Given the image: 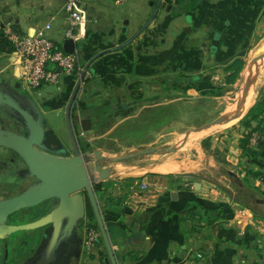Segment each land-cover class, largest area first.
I'll list each match as a JSON object with an SVG mask.
<instances>
[{"label": "crops", "instance_id": "0c3cea01", "mask_svg": "<svg viewBox=\"0 0 264 264\" xmlns=\"http://www.w3.org/2000/svg\"><path fill=\"white\" fill-rule=\"evenodd\" d=\"M66 1L0 0V31L11 44L7 31L32 34L50 23L48 37L63 50L68 28ZM80 1L86 21L82 38L73 43L80 70L67 75L56 69L58 80L44 89V103L32 100L40 106L43 117L62 110L64 117L68 101L63 107V96L69 93V100L81 70L95 55L108 51L91 61L72 106L78 124L83 119L91 123L85 132L77 125L78 135L87 142L112 134L129 120H134L133 125L154 124L155 103L142 101L143 87L155 85L160 75L173 72L189 78L190 92V83L199 84L210 70L216 71L215 67L225 71L264 37V0H160L150 24L118 49L148 22L157 0H125L120 4L115 0ZM252 57L250 51L247 61ZM242 76L246 77V68ZM0 79L19 83L11 53L0 51ZM262 80L264 73L260 84ZM261 101L264 86L251 108ZM229 103L223 108L230 107ZM256 111L257 118L247 113L242 123L210 141L209 151H202L194 162V173L204 176L199 180L189 182L185 177L145 171L125 181L113 167V174L96 186L100 189L96 197L117 264H264V236L250 227L233 226L229 209L242 208L230 193L231 186L237 185L240 193L250 192L246 197L255 202L254 214L264 219V152L256 158L240 146L246 138L250 149L261 151L257 126L264 125V115ZM158 120V127L149 130L151 134L159 130ZM255 134L258 139L252 145ZM216 169L230 179L223 185L226 192L211 179ZM141 183L147 185L146 191L139 189ZM192 201L202 202L206 211L188 206ZM221 207H227L224 221L207 211ZM80 233L83 238L82 229ZM106 257L101 240L85 264H104Z\"/></svg>", "mask_w": 264, "mask_h": 264}, {"label": "water", "instance_id": "95a60500", "mask_svg": "<svg viewBox=\"0 0 264 264\" xmlns=\"http://www.w3.org/2000/svg\"><path fill=\"white\" fill-rule=\"evenodd\" d=\"M160 0L148 22L118 49L130 43L135 36L143 31L157 13ZM63 50L72 53L73 41L66 39ZM95 55L81 70L65 109V120L73 155L60 143L52 130L45 131L46 120L36 103L28 96L19 92V83H10L0 79V108L6 107L22 120L25 136L0 129V147L15 152L26 170L20 173L22 178H34L35 183L17 195L0 200V240L19 231H30L45 227L44 239L36 253L26 264H71L80 254L81 239L78 227L85 220L86 205L93 213L101 240L107 252L104 264H117L108 231L98 205L95 187L106 181L114 172L113 167L104 166L108 162L116 164L150 153L168 154L176 152L191 134L204 132L232 121L245 105L250 91L256 95V84L264 66V37L255 48V55L249 64L247 80L241 87V96L236 110L231 115H220L216 120L187 131L177 144L169 149L159 150L155 147L132 151L119 157H106L99 150L91 154L82 152L76 145L74 128L71 123L72 106L78 88L84 78L91 61L103 53ZM234 98V97H233ZM82 131H89L91 123L88 119L79 122ZM49 211L39 219L23 225H7V218L13 213L50 202ZM125 212H130L124 208Z\"/></svg>", "mask_w": 264, "mask_h": 264}, {"label": "rangeland", "instance_id": "374dc122", "mask_svg": "<svg viewBox=\"0 0 264 264\" xmlns=\"http://www.w3.org/2000/svg\"><path fill=\"white\" fill-rule=\"evenodd\" d=\"M259 43L260 41H258L255 46L251 47L250 51L254 50V55L255 48ZM61 48L62 47H60V49ZM250 51L242 59L243 69L240 71L233 84H227V77L231 72L227 71V69L225 71H221L219 67L214 68V71L216 70L215 72L210 70L209 75L203 77L199 81V84L190 83L192 84V91L190 92H187L189 88H186L189 86V78L174 76L176 74L173 72L160 75L159 78L154 80L155 85H153V83H148L145 87H143V95L145 99L142 101L144 103H152V101H154L155 103L154 124L133 125L134 120H129L123 125H120L119 128H117V130L112 134H107L88 142L83 140V138L79 136L77 132L76 138L80 139L81 141L80 145L82 152L91 154L93 151L99 150L103 156L114 158L125 155L132 151H139L152 147H155L159 150L173 147L179 142V140L187 131L206 125L216 120L223 113L232 111L231 104L230 107H223L224 105H227V102L231 101L230 99H233L234 94L239 91V88L244 81L242 72L248 64L247 59ZM263 73L264 68L262 70L261 76ZM61 76L59 79H61ZM211 76H214L215 78H211ZM78 77L79 76H77V78ZM196 77L199 76L197 75ZM47 86L48 85L42 86V94L40 95L35 93H26L25 91L23 92H25L29 97L33 98L38 104H43L44 89H47ZM80 86L78 90L80 89ZM152 86H154V88H152ZM263 86L264 81L260 86H258L254 101L250 108L239 117L240 119L229 126L213 127L201 133L191 134L187 141L180 145L174 153H150L124 162H118L116 164L105 162L103 165L115 167L116 172H118V177L121 179H126L125 181H131L130 178L136 176L139 177V175L145 171L158 174L163 173L166 175H172L174 177H185L188 178L187 180L189 182L204 178L200 172H195L196 174L194 173V170L196 169L194 162L198 161L202 151H209L208 145L210 144V141L219 138L227 132H230L238 125V123H242L245 115L254 105L255 101H257L259 90H261ZM39 90L37 92H39ZM77 93L79 92L77 91ZM68 97L69 93L63 96L61 100L63 107L66 106ZM63 114L64 110L60 111L59 114H46L44 117L56 137L68 147V155L72 156L73 153L69 147L70 136L67 131L66 120L63 117ZM148 118L150 119V117ZM157 120L160 121V128L158 131L151 134L149 130L153 131L158 127V123L156 122ZM139 123H141V121H139ZM220 174H223L220 169L214 170L213 177L211 179L215 182V184L220 186L219 188L221 190L226 192L224 190L225 188H223V185H227L230 179L225 175L221 176ZM189 176L191 178H189ZM230 193H232L234 197L233 201L242 207L241 209L239 206L229 207V209L233 212V218H235V223L233 226L250 227L256 232L257 235L264 236V233H259L258 231V229L264 230V224L260 225L259 223V221H264V219L260 218L262 215L260 216L259 213L257 215H255L256 213L254 214V210L256 209L255 202H253L254 200H249L246 197L250 192H248L247 195L245 193H240L236 185L234 187L231 186ZM10 194L11 192L6 188H0V199ZM98 198H100L99 195ZM240 212H243L246 215L245 219H237V216L240 215ZM89 222V220L85 219L84 225H88ZM94 222L95 219L92 221V223ZM20 233L21 232H17L14 235H19ZM2 255L3 254L0 252V261L2 259ZM8 255V264H12L15 260V255L11 254L10 250Z\"/></svg>", "mask_w": 264, "mask_h": 264}, {"label": "built area", "instance_id": "2783aa9c", "mask_svg": "<svg viewBox=\"0 0 264 264\" xmlns=\"http://www.w3.org/2000/svg\"><path fill=\"white\" fill-rule=\"evenodd\" d=\"M125 0H115L120 4ZM64 10L68 16V28L65 32V39H70L73 43L78 42L84 33L85 27V11L80 0H67ZM50 23H46L41 27L34 29L32 34H17L7 31L13 51L11 56L13 64L18 70V82L23 91L26 93H37L44 85L55 84L58 80L56 69L69 75L78 73V56L75 52L67 53L62 49H57L52 40L48 37ZM258 136L255 134L251 139V144L255 145ZM139 189L146 191L147 185L140 184ZM241 209V208H240ZM246 215L240 212L237 219L243 220ZM234 219L232 224H234ZM260 225L264 221H259ZM259 233L264 230L258 229ZM82 258L80 264H85L89 258L91 250L101 241V235L97 228L84 225L82 227ZM201 255L198 254L197 258Z\"/></svg>", "mask_w": 264, "mask_h": 264}, {"label": "flooded vegetation", "instance_id": "af4514ba", "mask_svg": "<svg viewBox=\"0 0 264 264\" xmlns=\"http://www.w3.org/2000/svg\"><path fill=\"white\" fill-rule=\"evenodd\" d=\"M19 92L23 95L28 96L25 92H23L21 86ZM29 97V96H28ZM31 98V97H30ZM32 99V98H31ZM38 109L41 111L39 105L36 104ZM71 123L74 128V134L77 137V125L76 119H74L73 115H71ZM0 129H4L10 132H13L20 136H25V128L22 123V120L13 114L11 110L6 107L0 108ZM51 128L47 125L45 127V131H49ZM75 137L76 145L81 149V141ZM66 152H68V147L65 146L62 142H60ZM69 147L72 150V145L69 140ZM68 154V153H67ZM69 156V155H68ZM26 170V166L23 164L19 156L13 152L12 150L0 147V188H6L11 192L10 195L5 196L2 199L12 197L14 195L19 194L30 185L36 182L34 178H22L20 173ZM51 201L46 203H41L37 206L31 208L21 209L12 215H10L7 220V225H23L30 223L44 216L50 209ZM87 206L85 211V217L87 214ZM86 219V218H85ZM84 221L78 227V235L81 239V248L80 254L76 260H73L71 264H80L82 258V235L80 233V229L83 225ZM44 230L45 227H41L35 230L29 231H19L21 232L19 235H14L12 233L0 240V252L3 254L0 264H8L9 258V250L11 254L15 255V260L12 264H26L27 261L36 253L38 248L40 247L43 239H44ZM18 232V233H19Z\"/></svg>", "mask_w": 264, "mask_h": 264}, {"label": "trees", "instance_id": "16d2710c", "mask_svg": "<svg viewBox=\"0 0 264 264\" xmlns=\"http://www.w3.org/2000/svg\"><path fill=\"white\" fill-rule=\"evenodd\" d=\"M0 51L6 52V53H11L13 51V47L11 46V44L8 42V40L5 38L4 34L1 31H0ZM226 69H227V71L231 72L230 75L227 77V84H233L234 81L236 80L238 74L243 69V61L241 59H237L234 62H232L230 65H228L226 67ZM186 88H189V86ZM257 109H259V111H258L259 116H260V114H261V116H263L264 115V101H261L260 103L256 104L253 108H251L248 111L247 116H250L252 119L257 118L255 116ZM262 120H263V118H262ZM257 130L259 131L258 134L260 136V139L257 143V146H259L261 151L257 152V151L250 149L248 146V140L246 138L240 142V146L242 147V149L249 156L256 157V158L260 156L261 152H264V125L259 126V124H258ZM99 190H100L99 187H95L96 194L99 193ZM192 205H194L196 208H198L200 210L206 211V208L202 205V202H200V201H192L188 204V206H192ZM226 208L227 207H221L219 209L207 210V211L210 213H213L217 220H223L224 221L226 219V213H227V212H225ZM86 219L90 221L88 224L89 227L97 228L96 222L92 223V221H94V216H93V213H92L89 205L87 206ZM107 231H108V229H107Z\"/></svg>", "mask_w": 264, "mask_h": 264}, {"label": "bare ground", "instance_id": "6f19581e", "mask_svg": "<svg viewBox=\"0 0 264 264\" xmlns=\"http://www.w3.org/2000/svg\"><path fill=\"white\" fill-rule=\"evenodd\" d=\"M252 55H253V57H252V59L250 60V62H248L247 61V66H246V77L244 78V81L242 82V85H243V83L247 80V77H248V74H249V67H248V65L252 62V60L254 59V50L252 51ZM248 60V59H247ZM263 68H264V66L261 68V71H260V74L262 73V70H263ZM260 79H261V75H260V77H259V79H258V81H257V84H256V87H258L259 86V84H260ZM263 81L264 80H262V83H263ZM261 83V84H262ZM260 84V85H261ZM242 85H241V87H242ZM241 87L239 88V91L238 92H236L235 94H234V98L233 99H230L231 101H230V103L229 104H231V106H232V111H230V112H225V113H223L222 115H231L232 113H234L235 112V110H236V107H237V105H238V103H239V100H240V96H241ZM254 98H255V91L254 92H252V91H250V93H249V97H248V99H247V101H246V103H245V105L242 107V109H241V111L239 112V114L234 118V120H236L237 118H238V116H242L249 108H250V106L252 105V103H253V101H254ZM232 102V103H231ZM233 120V121H234ZM233 121H231V122H233ZM230 122V123H231ZM226 125V124H225ZM224 125H222L221 127H223Z\"/></svg>", "mask_w": 264, "mask_h": 264}]
</instances>
